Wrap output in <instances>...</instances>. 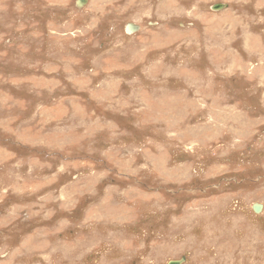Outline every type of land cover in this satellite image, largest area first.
<instances>
[{"label": "rangeland", "instance_id": "rangeland-1", "mask_svg": "<svg viewBox=\"0 0 264 264\" xmlns=\"http://www.w3.org/2000/svg\"><path fill=\"white\" fill-rule=\"evenodd\" d=\"M76 2L0 0V264H264V0Z\"/></svg>", "mask_w": 264, "mask_h": 264}, {"label": "water", "instance_id": "water-1", "mask_svg": "<svg viewBox=\"0 0 264 264\" xmlns=\"http://www.w3.org/2000/svg\"><path fill=\"white\" fill-rule=\"evenodd\" d=\"M86 4H88V0H77L76 2V6L79 9L85 7ZM227 8H228L227 4H216L212 6V9L214 11H223V10H226ZM139 30H140V26L135 25V24H127L125 27L126 33L130 35L139 32ZM253 210L256 214H259L262 211V207L259 204L254 205ZM184 261L185 259H182L181 261H171L169 262V264H182Z\"/></svg>", "mask_w": 264, "mask_h": 264}]
</instances>
